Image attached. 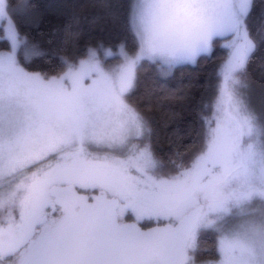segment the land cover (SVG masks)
Listing matches in <instances>:
<instances>
[{
    "label": "snow or ice",
    "instance_id": "obj_1",
    "mask_svg": "<svg viewBox=\"0 0 264 264\" xmlns=\"http://www.w3.org/2000/svg\"><path fill=\"white\" fill-rule=\"evenodd\" d=\"M254 7L130 0L131 48L89 47L49 76L22 66L18 51L41 53L14 0H0V264H197L205 231L216 258L203 264H264V120L246 93ZM217 46L226 55L214 98L200 101L199 150L165 163L129 94L145 65L165 78Z\"/></svg>",
    "mask_w": 264,
    "mask_h": 264
},
{
    "label": "trees",
    "instance_id": "obj_2",
    "mask_svg": "<svg viewBox=\"0 0 264 264\" xmlns=\"http://www.w3.org/2000/svg\"><path fill=\"white\" fill-rule=\"evenodd\" d=\"M23 3L14 0L17 9L13 18L21 35H26L41 53L24 60L18 51L22 66L29 72L57 75L63 70L61 57L84 58L89 47L103 44L116 49L122 40H127L129 48L133 46L127 26L130 0H27L26 10ZM248 26L259 46L247 66L250 87L246 93L251 107L264 113V0H255ZM6 47L0 40V49ZM225 55L217 46L210 59L202 56L195 66L176 67L165 78L154 67L145 65L140 70L137 86L128 99L149 119L151 144L165 163L172 152L182 153L188 161L199 150L200 101L214 98V69ZM154 225L152 222L148 227ZM214 242L212 231L201 234L197 262L216 258Z\"/></svg>",
    "mask_w": 264,
    "mask_h": 264
},
{
    "label": "rangeland",
    "instance_id": "obj_3",
    "mask_svg": "<svg viewBox=\"0 0 264 264\" xmlns=\"http://www.w3.org/2000/svg\"><path fill=\"white\" fill-rule=\"evenodd\" d=\"M23 8L22 7H20V10H22ZM3 25H2V23H0V27H2ZM116 51V49H113V52H115ZM100 55H101V57L103 58V53H100ZM19 59V58H18ZM109 59V61H107L108 63H110V64H115V63H117L118 61L117 60H112V58L110 57V58H108ZM253 109L255 110V112L260 116V118L262 119V120H264V113H261L260 111H258L257 110V108L256 107H253ZM83 191V190H82ZM255 204H256V206L257 207H259L260 206V201L259 200H257L256 202H255ZM203 262H206V261H199V262H197V264H203Z\"/></svg>",
    "mask_w": 264,
    "mask_h": 264
},
{
    "label": "flooded vegetation",
    "instance_id": "obj_4",
    "mask_svg": "<svg viewBox=\"0 0 264 264\" xmlns=\"http://www.w3.org/2000/svg\"><path fill=\"white\" fill-rule=\"evenodd\" d=\"M81 193H83V194H95V193H91V192H89V193H85L84 191H81ZM151 227V226H150ZM145 229H147V228H145Z\"/></svg>",
    "mask_w": 264,
    "mask_h": 264
},
{
    "label": "water",
    "instance_id": "obj_5",
    "mask_svg": "<svg viewBox=\"0 0 264 264\" xmlns=\"http://www.w3.org/2000/svg\"><path fill=\"white\" fill-rule=\"evenodd\" d=\"M81 194H83V193H81ZM96 194V193H95ZM156 225H154V226H151V227H155ZM145 230H147V229H145Z\"/></svg>",
    "mask_w": 264,
    "mask_h": 264
}]
</instances>
